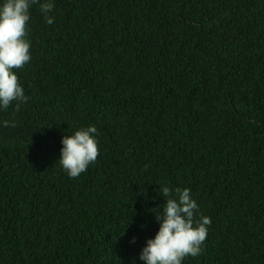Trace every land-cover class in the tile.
Listing matches in <instances>:
<instances>
[{
    "label": "trees",
    "instance_id": "trees-1",
    "mask_svg": "<svg viewBox=\"0 0 264 264\" xmlns=\"http://www.w3.org/2000/svg\"><path fill=\"white\" fill-rule=\"evenodd\" d=\"M30 12L29 99L0 110V264H142L160 185L211 219L183 264H264V0ZM88 125L99 155L70 179L62 136Z\"/></svg>",
    "mask_w": 264,
    "mask_h": 264
},
{
    "label": "clouds",
    "instance_id": "clouds-1",
    "mask_svg": "<svg viewBox=\"0 0 264 264\" xmlns=\"http://www.w3.org/2000/svg\"><path fill=\"white\" fill-rule=\"evenodd\" d=\"M33 5H39L47 24L55 22V0H0V110L14 101L19 108L29 99L14 69H23L32 59L27 35ZM97 136L94 125L62 136L59 162L70 179L79 177L96 162ZM159 194L165 200L163 209L155 213L159 227L146 240L139 260L142 264H183L186 257L201 253L211 219L200 213L190 188L160 185Z\"/></svg>",
    "mask_w": 264,
    "mask_h": 264
}]
</instances>
